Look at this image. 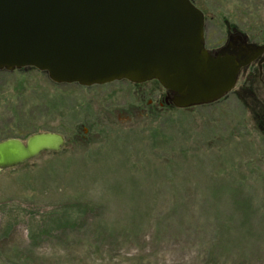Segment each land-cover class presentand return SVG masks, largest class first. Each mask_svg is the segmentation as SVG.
<instances>
[{"label": "rangeland", "instance_id": "obj_1", "mask_svg": "<svg viewBox=\"0 0 264 264\" xmlns=\"http://www.w3.org/2000/svg\"><path fill=\"white\" fill-rule=\"evenodd\" d=\"M194 1L207 44L229 27L264 42V0ZM166 93L0 70V141L66 139L0 170V264H264L261 102L178 109Z\"/></svg>", "mask_w": 264, "mask_h": 264}, {"label": "water", "instance_id": "obj_2", "mask_svg": "<svg viewBox=\"0 0 264 264\" xmlns=\"http://www.w3.org/2000/svg\"><path fill=\"white\" fill-rule=\"evenodd\" d=\"M205 15L192 0H0V70L34 68L56 84L157 81L178 109L211 105L264 52L213 55ZM60 133L0 141V170L60 152Z\"/></svg>", "mask_w": 264, "mask_h": 264}, {"label": "flooded vegetation", "instance_id": "obj_3", "mask_svg": "<svg viewBox=\"0 0 264 264\" xmlns=\"http://www.w3.org/2000/svg\"><path fill=\"white\" fill-rule=\"evenodd\" d=\"M192 1L195 4V1L194 0ZM205 44H206V48L213 55H217L219 53L225 52L236 56L249 54L247 51H245L247 47L264 46V42L263 43L254 42L250 39L249 35H247L243 31H240L239 29L237 30L234 27L228 28L226 39L223 43L221 44L217 43L212 46L207 44L205 37ZM117 82H121V81H117ZM149 82L156 83L157 81H149ZM129 83H131L134 86H139L144 84V83L134 84L132 82ZM101 86H105V85H101ZM230 94H236L237 96H247L250 97L251 99L253 98L256 102L257 101L261 102L258 111L259 114H257V116L262 120L261 125H263L262 127H264V52L253 62H251L248 66L243 67L240 70L237 79V84L234 90ZM167 98H168V93H166L165 102Z\"/></svg>", "mask_w": 264, "mask_h": 264}, {"label": "trees", "instance_id": "obj_4", "mask_svg": "<svg viewBox=\"0 0 264 264\" xmlns=\"http://www.w3.org/2000/svg\"><path fill=\"white\" fill-rule=\"evenodd\" d=\"M172 107V106H171Z\"/></svg>", "mask_w": 264, "mask_h": 264}]
</instances>
